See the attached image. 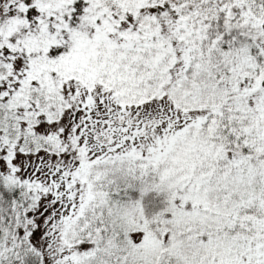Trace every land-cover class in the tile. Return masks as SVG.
<instances>
[{"label":"snow or ice","instance_id":"snow-or-ice-1","mask_svg":"<svg viewBox=\"0 0 264 264\" xmlns=\"http://www.w3.org/2000/svg\"><path fill=\"white\" fill-rule=\"evenodd\" d=\"M0 264H264V0H0Z\"/></svg>","mask_w":264,"mask_h":264}]
</instances>
